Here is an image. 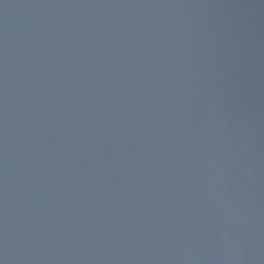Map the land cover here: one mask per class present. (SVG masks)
Here are the masks:
<instances>
[{"label":"water","instance_id":"95a60500","mask_svg":"<svg viewBox=\"0 0 264 264\" xmlns=\"http://www.w3.org/2000/svg\"><path fill=\"white\" fill-rule=\"evenodd\" d=\"M0 264H264V0H0Z\"/></svg>","mask_w":264,"mask_h":264}]
</instances>
